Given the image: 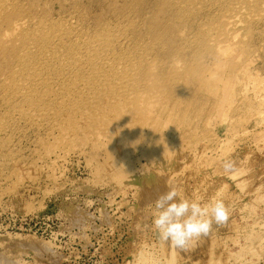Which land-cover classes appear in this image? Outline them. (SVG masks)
Masks as SVG:
<instances>
[{
    "label": "rangeland",
    "instance_id": "1",
    "mask_svg": "<svg viewBox=\"0 0 264 264\" xmlns=\"http://www.w3.org/2000/svg\"><path fill=\"white\" fill-rule=\"evenodd\" d=\"M0 264H264V0H0Z\"/></svg>",
    "mask_w": 264,
    "mask_h": 264
},
{
    "label": "clouds",
    "instance_id": "2",
    "mask_svg": "<svg viewBox=\"0 0 264 264\" xmlns=\"http://www.w3.org/2000/svg\"><path fill=\"white\" fill-rule=\"evenodd\" d=\"M220 163L224 174L238 170L233 159L225 157ZM229 217L230 209L222 197L203 203L199 198L182 197L181 190L172 186L154 201L151 227L162 243L188 251L209 235L214 225L226 224Z\"/></svg>",
    "mask_w": 264,
    "mask_h": 264
}]
</instances>
